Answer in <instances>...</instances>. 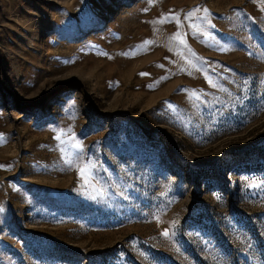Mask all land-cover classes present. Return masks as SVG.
Returning <instances> with one entry per match:
<instances>
[{
	"label": "rangeland",
	"instance_id": "1",
	"mask_svg": "<svg viewBox=\"0 0 264 264\" xmlns=\"http://www.w3.org/2000/svg\"><path fill=\"white\" fill-rule=\"evenodd\" d=\"M0 137V264H264V0H0Z\"/></svg>",
	"mask_w": 264,
	"mask_h": 264
},
{
	"label": "snow or ice",
	"instance_id": "2",
	"mask_svg": "<svg viewBox=\"0 0 264 264\" xmlns=\"http://www.w3.org/2000/svg\"><path fill=\"white\" fill-rule=\"evenodd\" d=\"M199 11H200V9H195L192 12L187 13V15L185 16V19H192L193 17L196 16V13L199 12ZM203 11L205 13H207V9H204ZM169 20H176L177 21V29L180 28V23H179V17L178 16L165 17L164 19L158 21V23H165V22H168ZM190 27L195 29L197 26H190ZM171 39L174 40V41H177L180 45H182L184 47H187L186 41L184 40L183 35L180 33L179 30L171 37ZM193 55H194V53H193ZM142 75H145V73H142ZM193 95H195V94H193ZM58 138L59 137H57V139ZM0 139H2V137H0ZM77 147H79V146L77 145ZM0 167H3V166H0ZM85 171L86 170L84 168L79 169V172L81 174V178H83ZM250 187H257V185L253 183V184L250 185ZM0 211H3L2 207H0ZM163 235L165 237H167L169 235V233L167 231H165L163 233Z\"/></svg>",
	"mask_w": 264,
	"mask_h": 264
}]
</instances>
